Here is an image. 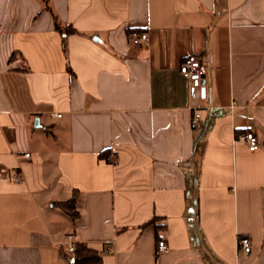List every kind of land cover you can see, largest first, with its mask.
Masks as SVG:
<instances>
[{"label": "crops", "instance_id": "0c3cea01", "mask_svg": "<svg viewBox=\"0 0 264 264\" xmlns=\"http://www.w3.org/2000/svg\"><path fill=\"white\" fill-rule=\"evenodd\" d=\"M70 233L94 264H264V0H0V264H73Z\"/></svg>", "mask_w": 264, "mask_h": 264}, {"label": "built area", "instance_id": "2783aa9c", "mask_svg": "<svg viewBox=\"0 0 264 264\" xmlns=\"http://www.w3.org/2000/svg\"><path fill=\"white\" fill-rule=\"evenodd\" d=\"M130 40L137 46L143 45L148 41V32L133 31L130 34ZM179 68L181 73L189 82L190 96L193 99H196L198 97V91L204 86L203 80L205 75V67L203 66V57L194 53L190 54L182 61ZM192 110L194 112L191 117L190 125H192L193 128H197L200 126L202 120V110L197 106H193ZM57 116L61 117L62 114L58 113ZM240 138L246 141L250 150H256L260 146L259 138L252 131L241 134ZM22 156L25 158H30V153H24ZM14 179L15 181H20L22 179V175L17 173L14 175ZM238 239L239 251L243 254H250L252 249L251 238L246 235H241L238 237ZM158 241L157 252H165L169 248L168 242L163 239ZM64 244H66L67 252L72 257H74L77 243L75 241V236L72 233L66 236ZM113 250L114 248L111 244H108V246L105 248V252L107 253L112 252Z\"/></svg>", "mask_w": 264, "mask_h": 264}, {"label": "trees", "instance_id": "16d2710c", "mask_svg": "<svg viewBox=\"0 0 264 264\" xmlns=\"http://www.w3.org/2000/svg\"><path fill=\"white\" fill-rule=\"evenodd\" d=\"M52 14L54 15L55 28L62 33L64 52L67 54L68 51L67 37L68 35L77 32V29L72 27L71 25H63L59 20L58 16L53 12ZM102 156L106 157V154L102 153ZM77 195H78V191H75L69 199L59 204L60 207L63 209V211H65L73 219L79 216L78 211L76 209ZM152 221L154 222L155 219H153ZM156 226L159 227L158 224H156ZM73 258H74L73 264H94L102 260L100 251H98L95 248L93 249L89 247L87 244L82 242L77 243L76 253Z\"/></svg>", "mask_w": 264, "mask_h": 264}]
</instances>
